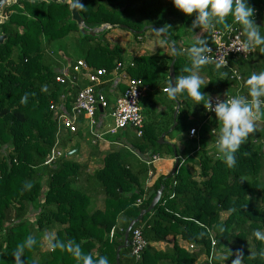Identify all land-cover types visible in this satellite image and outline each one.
I'll list each match as a JSON object with an SVG mask.
<instances>
[{"label": "trees", "instance_id": "trees-1", "mask_svg": "<svg viewBox=\"0 0 264 264\" xmlns=\"http://www.w3.org/2000/svg\"><path fill=\"white\" fill-rule=\"evenodd\" d=\"M248 3L262 16L264 0ZM82 4L84 8L79 11L89 27L108 23L116 26L111 31L122 29L138 40L143 37L139 32L145 27L167 24L173 29L177 49L184 48V38L192 36L186 28L194 17L176 10L170 0H85ZM5 16L2 30L8 40L0 46V264H13V251L28 236L36 243L25 250L22 257L25 264H79L70 253L59 248L42 253L41 233L57 223L68 227L59 230L53 242L78 243L93 258L102 255L109 264H117V249L124 243L126 229L154 198L146 199L149 193L145 189L146 166L135 171L121 152H109L104 168L93 175L106 196L105 209L90 212V196L75 181L81 168L66 156L46 164L57 140V125L50 106L65 102L70 107L72 96L79 92L56 81L61 70L58 67L64 65L65 59H54L47 45L55 49L56 55L62 51L72 64L83 60L91 68L107 71L124 62V49L119 44L82 36L77 24L71 22L69 4L18 0L6 9ZM254 21L264 27V22L258 24L255 15ZM217 29L223 30L221 26ZM170 52L164 58L136 57L129 70L131 77L142 80L157 96L164 95L170 82L173 51ZM189 66L186 55H177L175 76L187 75L184 69ZM213 69L210 64L200 72L206 77L203 93L212 97L233 91L246 95L244 81L251 72L264 69V53L254 51L248 59L233 61L225 69L229 71L226 78ZM232 70L242 75L241 84L232 79ZM42 86L47 90L42 91ZM25 93L29 94L28 101L21 103ZM171 102L173 107L164 130L155 121L145 125L142 137L135 136L132 145L140 153L161 154L169 147L167 142L159 144L163 133L170 136L193 127L200 131L201 144L205 134L211 133L212 129L203 123L206 110L202 104L194 105L186 94ZM177 103L181 105L177 126L171 131ZM191 119L198 122L192 125ZM191 143L195 148L197 140ZM198 155L197 177L184 166L187 161L181 165L179 159L174 176L159 177L154 183L152 189L162 192L161 200L133 228V231L142 229L148 247L141 259L132 255L131 246L121 250L120 264H196L201 256L210 254L212 237L217 251L226 248L235 254L239 252L244 264H264V256L260 255L264 242L252 235L257 229L264 231V124L256 127L249 142L241 146L233 168L227 167L216 152L203 150ZM144 171L146 175L141 177ZM26 184L31 187L26 188ZM30 210L35 211L33 214L39 212L36 234L27 220ZM168 236H181L195 245L196 250L189 252L175 244L165 251H156L151 246ZM250 240L255 244L253 250L249 247ZM215 263L219 264L217 259Z\"/></svg>", "mask_w": 264, "mask_h": 264}, {"label": "clouds", "instance_id": "clouds-1", "mask_svg": "<svg viewBox=\"0 0 264 264\" xmlns=\"http://www.w3.org/2000/svg\"><path fill=\"white\" fill-rule=\"evenodd\" d=\"M176 10L187 17H194L190 27L186 28L192 34L189 46L186 48L175 47V40L172 37L173 31L170 25H162L158 28L151 27V30L163 38L173 49L175 55H186L189 67L184 69L187 75L175 77L167 83L166 94L169 100L175 101L178 96L185 95L194 101V105L202 104L206 111L215 115L217 127L213 129L215 134L216 156L229 168L237 163L236 154L242 145L252 138L256 132V121L264 116V69L254 71L244 81L246 95L236 94L228 99H219L213 103L212 98L201 90L207 85L204 83L200 72L206 66L214 65V71L222 78L229 75L227 64V51L217 56L212 55V48L209 47L207 36L203 33L213 32L217 26L223 31L231 33L234 29L237 32L235 47L229 46L228 50L235 49L237 52L264 53V27L257 26L254 21V9L249 5L248 0H170ZM73 10L83 9L84 5L79 0H73ZM229 18L230 21H229ZM199 29V33L194 30ZM46 91V86H42ZM29 94L21 97V103L28 101ZM195 130H193L194 132ZM30 188V184L25 185ZM252 235L256 240L264 242V231L255 230ZM36 241L28 236L25 241L18 244L12 253L13 264H25L24 253L31 249ZM50 248H57L67 251L79 264H109L105 256L93 258L91 254L84 253L78 243L51 242ZM264 256V251L260 253ZM227 257L224 258V260ZM232 264H244L242 254L236 253Z\"/></svg>", "mask_w": 264, "mask_h": 264}, {"label": "crops", "instance_id": "crops-1", "mask_svg": "<svg viewBox=\"0 0 264 264\" xmlns=\"http://www.w3.org/2000/svg\"><path fill=\"white\" fill-rule=\"evenodd\" d=\"M255 19L258 21V24L262 25L264 22V12L262 16H257ZM173 30V29H172ZM130 35H133L129 32ZM202 36H207L208 40L210 37L209 33H203ZM134 36V35H133ZM192 36H188L184 38V48L189 45ZM163 39V38H162ZM152 46L161 45L157 50L151 51L145 49V36L135 40L136 43H142V46L139 48L144 52H139V48L136 51V43L134 44V48H130V51L127 50L128 46L132 47V43L129 40L126 41V44H120L124 49V62H123V69L122 71H116L117 65L113 71H109L108 79L106 84L101 88L102 92L105 94V97L108 101V106L105 109L99 110L97 115V125L92 129L90 127L89 121L85 118L80 119L79 121V130L76 134H70L67 131L62 132L59 138V147L60 149L65 152V156L69 161L77 165L81 168L80 174L78 175L76 181V185L88 193L90 196V205L89 211L93 212L96 210H104L105 209V200L106 196L104 194L103 189L100 185L95 181L93 175L96 171H100L104 168V159L109 152L112 151H119L123 156H126L127 163L130 167H132L135 171H140L141 169H145L148 173V176L145 177V171L141 173V177L146 178L145 189L149 190L148 196L151 192H154V197L157 194L154 189H152L154 183L157 181L159 177H167L172 175L175 163L179 159H184L187 161L185 163V167L187 170L194 176H197L199 173H196L198 168L196 167V162L198 160V152L206 150L210 153L216 151L215 149V134H213V129H215L218 125L216 119H208L206 117V113L203 115L204 122L208 127H210L211 133H206L203 137L204 144L200 143V131L197 132L195 137L190 136V130L180 132V133H173L170 136H165L164 143H169V147H165L161 154L153 155L151 151H146L144 153H140L136 150L133 145L132 141L134 138L132 136H136L133 130L128 129L123 131V133H118L116 135L107 134L108 128L110 127L107 124V119L110 118L112 120V113L114 111L115 105L117 100L124 94L127 85L130 79H133L130 75L129 70L134 66V59L138 56L143 55H156L159 57H167L169 46L167 43H163L161 40L150 39ZM159 44V45H158ZM150 46V45H149ZM151 47V46H150ZM172 50V48H170ZM65 57V56H64ZM64 59V58H63ZM64 65H60V75L69 74L71 73L72 69V61H69L68 58H65ZM75 62H73L74 64ZM94 69V68H93ZM202 79L206 81V77L200 74ZM171 81V80H170ZM87 85L86 79H81L77 84V91L82 90ZM146 90L144 93V97L141 100V108L143 116L145 115V107H149L151 113L154 115H158L161 113V117L156 119V122L164 128L168 124L169 121V113L173 104L171 100L167 98L166 91L164 89L165 96V103L164 105H159L158 99L162 96H157L154 90L148 88L145 85ZM76 91V90H75ZM234 91L226 92L221 96L233 95ZM237 94V92L235 93ZM212 97V96H210ZM177 106V105H176ZM175 106V107H176ZM69 105L66 104V109H68ZM109 110V112H107ZM169 110V111H168ZM176 110V108H175ZM175 113V112H174ZM201 118V117H200ZM146 120V124L154 121L153 118H149L144 116ZM174 119V116H173ZM161 120L162 123L161 124ZM257 122L264 123V116H261ZM192 124V123H191ZM148 125V124H147ZM193 125V124H192ZM191 125V126H192ZM173 127V126H172ZM171 127V128H172ZM196 129V128H195ZM210 130V129H209ZM133 134V135H132ZM96 135L99 138H96ZM166 135V133H165ZM113 136H116L113 138ZM134 136V137H135ZM137 137V136H136ZM161 138V137H160ZM196 139L197 143L196 147L192 146V141ZM160 140V139H159ZM163 143V144H164ZM257 143V141H256ZM162 145V144H161ZM198 145V146H197ZM170 148L173 149V153H171ZM198 148V149H197ZM178 151V152H177ZM179 156H178V154ZM157 157V160L154 159ZM187 159V160H186ZM189 159V160H188ZM94 180H93V179ZM161 192V191H159ZM146 197V199L148 198ZM152 196V197H153ZM35 211H29L27 213V220L28 223L33 227L34 234H36V222L39 216V212L33 214ZM120 221V220H119ZM68 226L57 223L53 225L51 228H47L43 233H41V249L43 252H52L50 248V243L54 241L57 237L58 231L66 229ZM113 235V233H112ZM175 244L179 245L181 248L187 249L188 242L183 240L181 236H168L165 241L153 243L151 244L152 247L155 248L156 251H165L168 248H172ZM190 252V251H189ZM98 253L95 254V257ZM196 264H206V255L201 256V258L197 261Z\"/></svg>", "mask_w": 264, "mask_h": 264}, {"label": "built area", "instance_id": "built-area-1", "mask_svg": "<svg viewBox=\"0 0 264 264\" xmlns=\"http://www.w3.org/2000/svg\"><path fill=\"white\" fill-rule=\"evenodd\" d=\"M254 15L255 17L258 16L257 10H254ZM6 18L7 17L4 16V19ZM236 35L237 32L235 29L231 33L220 29L210 32L209 47L212 48V55L217 56L220 53L227 51V68L231 67L233 61L238 59H248L251 55V53L237 52L235 49L228 50L229 46L235 47ZM72 65L71 73L58 76L56 81L70 89L76 88L81 79H86L87 85L72 96V101L70 103L71 106L68 109H66L65 102H62L58 106H50V110L54 112L53 119L57 125V140L55 147L52 149L50 157L47 160L46 164L48 165L65 156V152L59 147V138L62 132L67 131L70 134H76L79 130V121L82 118L87 119L90 127L93 129L97 125V115L100 108L105 109L108 106L107 98L101 88L107 82L109 71L103 68L93 69L83 60H78ZM122 69L123 63H118L116 71L120 72ZM232 79L240 84L243 82L242 75L235 70H232ZM145 90L146 87L142 80H129L124 94L116 102L112 113L113 126L108 128L107 134L116 135L121 131L131 129L138 137L143 135L145 124L141 109V100L144 97ZM233 95L214 96L211 98L213 103H215L217 97L223 100L231 98ZM206 117L208 119H215V115L211 111H206ZM193 130L195 131L193 132ZM197 132L198 131H196L195 128L191 129L190 136L192 138L195 137ZM96 138H99V136L96 135ZM154 159L157 160V157H154ZM184 163L185 160L181 159V165ZM173 196L174 195H172V197ZM131 233L130 244L132 255L136 259H141L142 253L148 247V243L143 238L141 228L135 229L134 231L132 230ZM216 244L215 238L212 237L211 252L206 256V264H216ZM187 249L191 252L195 251L196 247L195 245L190 244Z\"/></svg>", "mask_w": 264, "mask_h": 264}, {"label": "water", "instance_id": "water-1", "mask_svg": "<svg viewBox=\"0 0 264 264\" xmlns=\"http://www.w3.org/2000/svg\"><path fill=\"white\" fill-rule=\"evenodd\" d=\"M16 1L18 0H0V46L4 45L7 40H8V36L6 34H4L3 30H2V25L5 22L4 16H5V11L7 8L12 7ZM25 2H29V3H42V2H46L48 4H62V5H70V10H71V22L77 24V26L79 27V30L81 32L82 36H91L94 38H98L101 41L105 40L104 36L106 33H109L113 28H115L116 26H112L111 24H102V25H97V26H93V27H89L86 24V21L84 19V17L81 15L80 13V9H74L72 8V4H73V0H22ZM85 0H79L80 3H83ZM154 28H157L156 26H151ZM151 27H145V29L141 32H139V34H143V32L151 29ZM173 51V49H172ZM177 60V55L174 54L173 51V60L172 63L170 65V80L174 81L175 76V63ZM176 101V100H175ZM180 107L181 105L177 103V107L174 113V125L171 128V130H174L175 127L177 126L176 120H177V116L178 113L180 111ZM165 134H163L159 140V144H163L164 143V139H165ZM178 160L175 163V168L174 171L172 173V176L175 175L177 169H178ZM154 195V192H151L147 198V200H150V198ZM162 197V192H158L155 197L153 198L150 206L146 209L143 210L140 215L133 221L130 222L128 228L125 231L124 234V243L123 245L119 246L117 249V256H116V262L117 264H120V252L123 249H126L128 247L131 246L130 244V236H131V232L133 230V228L135 227L136 224H138L143 217L150 213L151 211H153L155 209V207L158 205V203L160 202Z\"/></svg>", "mask_w": 264, "mask_h": 264}, {"label": "rangeland", "instance_id": "rangeland-1", "mask_svg": "<svg viewBox=\"0 0 264 264\" xmlns=\"http://www.w3.org/2000/svg\"><path fill=\"white\" fill-rule=\"evenodd\" d=\"M145 29V28H144ZM143 29V30H144ZM142 30V31H143ZM143 36H145V39H146V41H145V49L146 50H151V51H154V50H157L161 45H159V47H157V46H152V44H151V38L152 39H155V40H161V41H163V39H162V37H159V36H157L151 29H149V30H147V31H145V32H143V34H142ZM127 40H129V42H131L132 43V47L131 46H128V48H127V50H129L130 51V48H134V46L136 45V47H137V45H139V46H142V43H136V41H135V37L133 36V35H130L129 34V32L128 31H124V30H122V29H115V30H113V31H110V33L106 36V38H105V42H109L111 45H114V44H126V41ZM69 41H70V38H68L67 39V42H68V44H69ZM136 43V44H135ZM163 43H166V42H163ZM135 44V45H134ZM151 47H150V46ZM47 46H49L48 47V50H49V53H50V55L52 56V57H54V59H58L59 57L61 58V59H65V57H64V54H63V52L61 51L59 54H55L54 52H55V49L53 48L52 49V46L51 45H47ZM139 46L136 48V51H137V49L139 48ZM139 52H144V51H142L140 48H139ZM167 54H168V56H170L171 55V52H170V47H169V50H168V52H167ZM149 88V87H148ZM231 94H232V92H231ZM165 96H163L162 95V97L161 98H159L158 99V102H159V105L161 106V105H164V103H165ZM166 104V103H165ZM142 109V108H141ZM169 111V110H168ZM107 112H109V110L107 111ZM143 114V113H142ZM145 115L144 116H146V117H149V118H153V120L154 121H151L150 123H147V124H151V123H153V122H155L156 121V119L157 118H160L161 117V113L160 114H158V115H156V114H152L151 113V111H150V108L149 107H145V113H144ZM144 116H143V118H144ZM198 122V120L197 119H191L190 120V123H192V124H195V123H197ZM107 124H109L110 125V127H112L113 126V120H111L110 118H108L107 119ZM144 124L146 125V120L144 119ZM161 124H164V123H162V120H161ZM263 124L264 123H262V122H260V124H259V122H257L256 121V127L257 128H260V127H262L263 126ZM159 126H160V129L161 130H164L165 128H162V126L159 124ZM145 128V127H144ZM171 131H173V130H171ZM144 132V131H143ZM120 133H123V131H121ZM175 133H177V132H175ZM163 134H165V133H163ZM162 134V135H163ZM133 135V134H132ZM135 136V135H134ZM134 136H132L133 138H135ZM137 136V135H136ZM114 137H116V136H113V138ZM138 137V136H137ZM142 137V136H141ZM138 138H140V137H138ZM253 142L254 143H256V140H253ZM258 143V142H257ZM198 144V143H197ZM198 146V145H197ZM214 146H215V144H214ZM198 149V148H197ZM216 152V151H215ZM199 153V152H198ZM196 167L198 168V170L196 171V173H199L200 172V165H199V157H198V160H197V162H196ZM198 176V175H197ZM196 176V177H197ZM250 249L251 250H253L254 248H255V244H254V242L252 241V240H250ZM216 254H217V261H218V263L219 264H232V260L233 259H235L236 258V254L235 253H232L230 250H228V249H226V248H222L221 250H219V251H216ZM225 257H227L225 260H224V258Z\"/></svg>", "mask_w": 264, "mask_h": 264}]
</instances>
